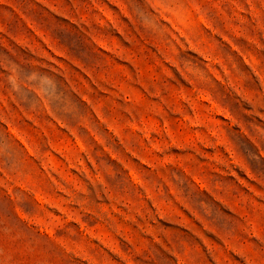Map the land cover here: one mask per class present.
Listing matches in <instances>:
<instances>
[{"label": "rangeland", "instance_id": "1", "mask_svg": "<svg viewBox=\"0 0 264 264\" xmlns=\"http://www.w3.org/2000/svg\"><path fill=\"white\" fill-rule=\"evenodd\" d=\"M0 264H264V0H0Z\"/></svg>", "mask_w": 264, "mask_h": 264}]
</instances>
